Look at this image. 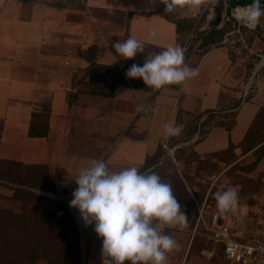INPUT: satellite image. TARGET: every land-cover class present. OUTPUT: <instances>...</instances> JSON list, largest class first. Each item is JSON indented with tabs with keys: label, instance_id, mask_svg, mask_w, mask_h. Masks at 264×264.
I'll return each instance as SVG.
<instances>
[{
	"label": "crops",
	"instance_id": "0c3cea01",
	"mask_svg": "<svg viewBox=\"0 0 264 264\" xmlns=\"http://www.w3.org/2000/svg\"><path fill=\"white\" fill-rule=\"evenodd\" d=\"M162 6L147 0H0V161L43 165L54 192L66 193L77 188L74 177L92 160L114 171L136 166L143 172L151 169H142L145 158L172 139L174 148L189 146L198 155L239 145L264 107V80L235 109L228 131L199 124L207 112L238 102L245 90L246 69L223 46L185 53L184 63L198 74L178 85L155 90L127 83L111 97L90 94L88 85L85 92L78 88L92 64L143 65L144 56L179 46L177 19L165 16ZM150 30L157 36L147 39ZM129 37L143 41L144 52L112 63L111 45ZM134 82L144 85L140 78ZM44 107L45 134L29 136V128H42L35 119ZM166 124L180 134L165 139ZM94 227L83 221L82 264H101L103 238ZM172 229L181 231L180 243L166 264H194L178 251L193 238L191 230H165Z\"/></svg>",
	"mask_w": 264,
	"mask_h": 264
},
{
	"label": "rangeland",
	"instance_id": "374dc122",
	"mask_svg": "<svg viewBox=\"0 0 264 264\" xmlns=\"http://www.w3.org/2000/svg\"><path fill=\"white\" fill-rule=\"evenodd\" d=\"M245 6L237 5L228 8L226 1L219 0L216 4L206 2L188 17H178L175 12L166 13L164 5L161 8L165 16L177 19L178 41L179 46L184 49V54L197 48L204 50L208 46L219 45L227 49L231 58L239 59L246 69L244 99L256 90L261 80H264V63L252 75L256 65L264 56V16L260 18V23L255 30L247 29L233 15L236 8ZM261 7L264 8V6ZM210 39L211 41H208ZM128 80L135 81L131 78ZM81 81L77 80L76 83L83 92L86 90V85L89 86L90 91L101 85H108L107 75L101 69L97 70L96 76L88 78L85 82ZM45 109L46 107L35 119L40 127L45 123ZM219 112L220 114L215 115L208 126L222 122V115L226 111L219 110ZM224 118L229 121V118ZM171 141L159 144L149 156L147 163L152 161L155 163L150 165L151 169L148 170L154 171L163 182L171 185L173 194L182 207V212L187 216L185 228L189 231L192 229L197 208L202 204L206 209H213L216 206L214 194L217 191H222L229 186H237L239 201L235 212L239 216L240 235L245 238L252 235L258 237L260 233V225L256 223L258 219L254 214L250 221L248 215L257 209L263 193L264 107H261L253 119L243 141L221 153L198 155L187 146L174 148L175 141L174 139ZM177 162L181 165L179 169ZM43 176L42 169L25 168L17 162L0 161V210L11 213L16 225H20L22 220H25L26 224L35 225L40 219L41 211H49L53 217L67 214L77 228L79 236L77 264H82L83 220L79 214L76 215L68 209L65 203L68 192H54V189L42 183L45 180ZM45 181H48L47 177ZM8 190L9 195L5 194ZM45 192L56 193L61 197L54 198L43 194ZM14 196H17V199ZM0 224L5 228V223L0 222ZM7 231L11 234L8 238L0 234V264H27L24 261V248L15 240L20 236L10 229ZM197 231L198 234H193L191 240L188 236L181 242L178 249L181 255L186 253V258L192 259L194 264H224L218 247H214L211 255L202 253L211 249L212 245L209 241H205L202 236L204 231L201 228H197ZM178 233H181L179 229L165 230V234L170 235L176 243H180L177 242ZM60 261V264H69L67 259H60ZM31 264H46V260L39 256ZM125 264L129 262L126 261Z\"/></svg>",
	"mask_w": 264,
	"mask_h": 264
},
{
	"label": "clouds",
	"instance_id": "9594fccd",
	"mask_svg": "<svg viewBox=\"0 0 264 264\" xmlns=\"http://www.w3.org/2000/svg\"><path fill=\"white\" fill-rule=\"evenodd\" d=\"M151 5H164V12L178 9L198 10L206 2L216 4L219 0H147ZM264 16L260 0H252L245 7H238L234 18L249 30H255ZM157 36L155 30L147 33V39ZM113 62L132 59L144 52V42L129 37L111 45ZM198 74L197 69L184 63V49L169 46L144 56L143 65L132 64L125 75L140 78L144 85L161 89L178 85ZM177 126L166 124L165 139L180 134ZM181 167L177 162V168ZM77 188L72 193L70 208L78 210L85 224L95 225L94 231L102 237L101 264H166L167 254L176 250L177 243L165 234L168 227L183 229L187 216L173 194L169 183L163 182L154 171H141L129 166L118 171L110 170L103 160H92L79 169L74 177ZM239 189L226 187L214 194L220 214L235 211L238 206Z\"/></svg>",
	"mask_w": 264,
	"mask_h": 264
},
{
	"label": "trees",
	"instance_id": "16d2710c",
	"mask_svg": "<svg viewBox=\"0 0 264 264\" xmlns=\"http://www.w3.org/2000/svg\"><path fill=\"white\" fill-rule=\"evenodd\" d=\"M228 2V8L249 5L252 0H220ZM261 6H264V0H260ZM208 41H211L208 40ZM206 41V42H208ZM131 66H118L116 64L112 65H90L84 71V75L88 78L97 75V70L101 69L107 75L108 85H101L99 88L90 91V94H95L103 97H111L113 90L118 85H124L130 83L133 87H142L139 83H135L132 80H128L125 75L127 70ZM128 80V81H127ZM238 105V102H233L231 107L234 108ZM219 110H225V108H220L215 111H209L206 116L200 121V126H207L211 119L220 114ZM235 110L223 112L222 122L213 123L212 125H220L224 127L226 131L229 130L233 124V115ZM224 117L229 118L226 121ZM45 134V127L40 129L29 128V136H43ZM200 131L198 133L199 138L201 137ZM190 148L189 146H187ZM223 152V151H222ZM221 153V152H218ZM149 157L145 158V166L143 170L155 163H147ZM11 162V161H9ZM16 163V162H13ZM19 164V163H17ZM25 168H39L44 172L43 178L46 180V168L43 165H23ZM43 180L42 183L53 189V186L48 181ZM50 191V190H46ZM17 199V196H14ZM19 198V197H18ZM0 222L5 223V228L0 224V234L6 238L10 237L11 234L7 231L10 229L12 232L18 233L20 237L15 238L17 242L24 248V261L27 264H31L37 257L42 256L46 260V264H60V259H67L69 264L78 263V232L77 228L71 218L67 214L64 216L53 217L52 213L49 211H41L40 219L35 225L27 223L25 220L20 221V225H16L14 218L11 213L7 211L0 210ZM60 261V262H59Z\"/></svg>",
	"mask_w": 264,
	"mask_h": 264
},
{
	"label": "built area",
	"instance_id": "2783aa9c",
	"mask_svg": "<svg viewBox=\"0 0 264 264\" xmlns=\"http://www.w3.org/2000/svg\"><path fill=\"white\" fill-rule=\"evenodd\" d=\"M243 100L244 94L241 95L238 105ZM144 105V102L137 105L136 109L138 113L143 111ZM238 105L234 108L225 109V111L235 110ZM194 138L196 139V135ZM262 181L264 183V178ZM74 190L66 194L65 203L68 209L77 215L79 214L78 210L69 207V203L73 199L72 193ZM262 192V199L258 203L257 209L248 215L250 221L254 214L258 219L256 221L260 225L258 237H253L252 235L245 238L240 235L239 216L235 211L220 214L216 206L213 209H206L203 207V204L197 208L196 219L191 233L192 235L198 234L197 228H201L204 231L202 236L206 242L209 241L212 245L211 249L203 251L204 254L211 255L214 247H218L224 264H264V184ZM43 194L54 198L61 197L59 194L51 192Z\"/></svg>",
	"mask_w": 264,
	"mask_h": 264
},
{
	"label": "water",
	"instance_id": "95a60500",
	"mask_svg": "<svg viewBox=\"0 0 264 264\" xmlns=\"http://www.w3.org/2000/svg\"><path fill=\"white\" fill-rule=\"evenodd\" d=\"M262 59V62H261V64H260V66L264 63V57L263 58H261ZM260 66H258L257 68H255L254 70H253V73L260 67Z\"/></svg>",
	"mask_w": 264,
	"mask_h": 264
},
{
	"label": "bare ground",
	"instance_id": "6f19581e",
	"mask_svg": "<svg viewBox=\"0 0 264 264\" xmlns=\"http://www.w3.org/2000/svg\"><path fill=\"white\" fill-rule=\"evenodd\" d=\"M236 9H237V8H236ZM236 9H235V10H236ZM234 12H235V11H234ZM233 15H234V13H233ZM263 57H264V56H263ZM263 57H262V58H263ZM261 62H262V60L260 61V64H261ZM260 64H259L258 66H260ZM258 66H256L255 68H257Z\"/></svg>",
	"mask_w": 264,
	"mask_h": 264
}]
</instances>
